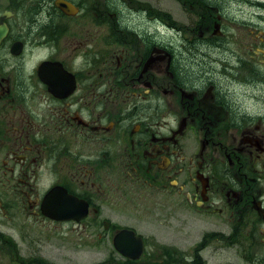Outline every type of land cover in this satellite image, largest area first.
Here are the masks:
<instances>
[{
	"label": "flooded vegetation",
	"instance_id": "1",
	"mask_svg": "<svg viewBox=\"0 0 264 264\" xmlns=\"http://www.w3.org/2000/svg\"><path fill=\"white\" fill-rule=\"evenodd\" d=\"M138 1L0 0V253L264 264V39L213 61L227 7L190 0L176 52Z\"/></svg>",
	"mask_w": 264,
	"mask_h": 264
},
{
	"label": "rangeland",
	"instance_id": "2",
	"mask_svg": "<svg viewBox=\"0 0 264 264\" xmlns=\"http://www.w3.org/2000/svg\"><path fill=\"white\" fill-rule=\"evenodd\" d=\"M126 0H121V3L124 7H127L125 4ZM135 4V6L142 5V1L138 0H127ZM152 6L153 16L155 17L157 14L162 13V17L166 19L169 27L168 39L172 47L178 51L180 48V44L182 40L186 39H195L199 38V31L190 32L192 30L193 25L199 24L202 20L199 19L200 16H205L206 19L203 20L205 24L207 20H209L208 14H199L190 10V0H185L188 3L184 6L180 0H146ZM217 7L225 6L221 15L223 16L221 19L223 20L225 27V38L227 39V44L223 47L220 46V51L212 52L209 54L211 59H215L216 55H225L229 54V52H234L235 54L241 53L245 56L246 59H249V65L251 66L249 70L257 71L258 66V58L260 48L259 41L264 39V0H217ZM214 29V28H213ZM263 38V39H261ZM182 48V47H181ZM204 47H202L203 49ZM200 49V50H202ZM226 52V53H223ZM200 52V51H199ZM197 52V57L199 58V62L202 64L205 63L202 60L203 55ZM186 54V53H185ZM190 54V53H188ZM254 58H251L252 56ZM197 63H184L185 70L189 73L191 77H193L197 70L202 68V64ZM215 62L219 64L216 59ZM255 62V63H254ZM216 64V66H217ZM253 64L255 66H253ZM260 71L263 73V69ZM248 74V73H247ZM251 74V73H250ZM264 78V77H263ZM26 248L20 250L19 254H5L0 253V264H16L17 261H23L31 263L32 258L31 254L34 250V244L31 240L26 241ZM50 248V247H49ZM49 251H52L51 248ZM68 259L70 260L67 264H85V257L81 254L76 255V253L68 255Z\"/></svg>",
	"mask_w": 264,
	"mask_h": 264
},
{
	"label": "trees",
	"instance_id": "3",
	"mask_svg": "<svg viewBox=\"0 0 264 264\" xmlns=\"http://www.w3.org/2000/svg\"><path fill=\"white\" fill-rule=\"evenodd\" d=\"M195 53H197V52H195Z\"/></svg>",
	"mask_w": 264,
	"mask_h": 264
}]
</instances>
